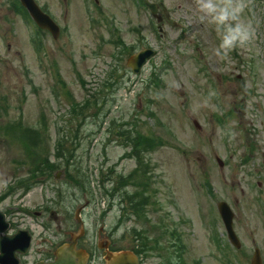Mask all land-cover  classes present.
Returning <instances> with one entry per match:
<instances>
[{
    "label": "rangeland",
    "instance_id": "1",
    "mask_svg": "<svg viewBox=\"0 0 264 264\" xmlns=\"http://www.w3.org/2000/svg\"><path fill=\"white\" fill-rule=\"evenodd\" d=\"M35 1L59 38L38 29L20 0H0V210L33 234L23 262L69 241L83 206L88 264H106L98 239L143 248V264H250L256 248L264 264V0H243L253 37L220 56L195 0H149L175 23L161 29L143 0ZM143 49L155 54L135 74L127 62ZM137 133L154 143L139 169L129 156ZM57 140L74 160L53 179L27 181L34 144L49 143L51 164L63 163ZM123 178L136 199H102V185ZM146 197L142 212L135 202ZM219 201L235 212L240 250Z\"/></svg>",
    "mask_w": 264,
    "mask_h": 264
},
{
    "label": "water",
    "instance_id": "2",
    "mask_svg": "<svg viewBox=\"0 0 264 264\" xmlns=\"http://www.w3.org/2000/svg\"><path fill=\"white\" fill-rule=\"evenodd\" d=\"M147 2V1H146ZM21 3L26 7L37 25L40 28L49 30L55 38L60 34V28L49 18L40 7L37 6L34 0H21ZM151 13L156 16L158 6L154 3L147 2ZM168 23L173 24L172 20H167ZM154 55V52L150 49L143 50L137 54L132 55L128 62V66L134 70V72H140V68L143 64ZM81 209L76 212V217L80 213ZM218 211L221 214L222 221L225 224L227 235L229 240L237 248H241V243L238 236L234 232L233 218L234 213L231 211L230 206L226 202H220L218 204ZM81 222V219H79ZM9 229V224L6 222V216L0 211V264H20V260L17 254H25L31 246V234L28 231H18L15 235H5ZM76 234L72 233L71 243L62 245L56 251V258L50 263L39 262L37 264H86L88 254L83 250L77 249L78 239L85 233L84 229ZM105 261L107 264H140L138 257L132 251H121L114 253L107 250L106 245ZM251 264H263L262 257L260 256V250L256 249L253 254V260Z\"/></svg>",
    "mask_w": 264,
    "mask_h": 264
},
{
    "label": "trees",
    "instance_id": "3",
    "mask_svg": "<svg viewBox=\"0 0 264 264\" xmlns=\"http://www.w3.org/2000/svg\"><path fill=\"white\" fill-rule=\"evenodd\" d=\"M111 78H115V75L112 76ZM72 107H73L72 112L74 111L75 115H78L77 107H75L74 105ZM130 138L132 140L130 146H131V149L133 150L134 153L129 154V156L134 157L138 160L139 165L137 168L139 169L140 167H142V165H144L145 157H146L147 153H149L153 150V148H151V147L154 145V143H153L152 139L147 138V140H145L143 137H141V135L139 133H137L135 135V137L130 136ZM142 143L145 144V146H143ZM34 146H35L34 156H32V160H31V164H32L31 166L32 167L29 169L30 171L27 173L30 176L29 179L27 180L29 182H31L33 180H39L43 177L53 178L54 175H53L52 171L55 168H57V170H58V168H60L61 165H62L61 168H63L64 163L66 166V164L69 165L70 160L71 161L74 160V159L72 160V157L74 155V152H73L74 150L67 147V141H65V140H63V141L57 140V144L55 145L56 158L57 159L58 158L63 159V163H58L56 165L51 164L52 163L51 158L54 156V154H53L52 148H51L49 143L45 144L46 147L41 146L39 148V147H37L36 144H34ZM53 150H54V148H53ZM57 159H56V161H57ZM136 172H137V169H136ZM85 177L87 178V176H85ZM127 184L128 183H127L125 178L118 179L117 180V186H115L113 188H109L108 185L103 184L102 189L104 190V192H103V194H100V196H103L102 198L107 196L113 200V198H115V194L120 192V193H122L121 195H125L126 199H129V202H131V200L136 199V195H133L132 193L127 191ZM141 185L143 186L142 193H147V191L149 189L148 185L145 183H141ZM135 205L142 212H144L146 207L148 206V197H146L144 199H138L135 202ZM141 239H142L141 241L144 240L143 238H141ZM135 250L139 256L140 255L145 256V254H146V250H144L143 248H141L140 250H138V249H135ZM178 264H184V263H182V260H181L180 263H178Z\"/></svg>",
    "mask_w": 264,
    "mask_h": 264
},
{
    "label": "clouds",
    "instance_id": "4",
    "mask_svg": "<svg viewBox=\"0 0 264 264\" xmlns=\"http://www.w3.org/2000/svg\"><path fill=\"white\" fill-rule=\"evenodd\" d=\"M199 19L214 26L219 43L213 52L227 55L234 49L248 45L253 37L250 23L243 20V0H195Z\"/></svg>",
    "mask_w": 264,
    "mask_h": 264
}]
</instances>
